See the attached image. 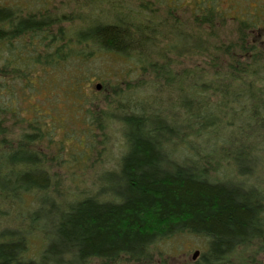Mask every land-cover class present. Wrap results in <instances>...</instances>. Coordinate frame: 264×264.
Returning <instances> with one entry per match:
<instances>
[{"label": "trees", "instance_id": "trees-1", "mask_svg": "<svg viewBox=\"0 0 264 264\" xmlns=\"http://www.w3.org/2000/svg\"><path fill=\"white\" fill-rule=\"evenodd\" d=\"M61 1L69 15L55 0H0V264H170L188 239L203 249L178 264H262L264 0ZM101 11L119 13L92 20ZM95 57L125 58L135 77L103 87L100 111L84 91ZM43 81L81 98L101 148L121 135L97 192H67L35 149L59 112L29 106Z\"/></svg>", "mask_w": 264, "mask_h": 264}, {"label": "rangeland", "instance_id": "rangeland-1", "mask_svg": "<svg viewBox=\"0 0 264 264\" xmlns=\"http://www.w3.org/2000/svg\"><path fill=\"white\" fill-rule=\"evenodd\" d=\"M122 6L125 7L122 11H125V9L130 5L124 1ZM71 9V4H65L61 0H55L54 6H51V11L56 12L61 16L66 15V13L69 15ZM99 9H101V6L94 2L91 8L88 11H85V16H89L91 19L96 16V13ZM118 13L119 12L116 13L114 11H101L98 19L92 20L98 21L103 18L113 19L116 18V16L118 17ZM122 16L126 17L128 15L122 14ZM62 25V28H68L73 24L62 23ZM56 26L60 27L61 25ZM231 27L232 25L228 23L226 32H234V29L231 30ZM262 40L264 41V39ZM263 41L259 42V44L262 46L264 45ZM164 44V42H160L158 44V48H162ZM146 46L147 44H144L143 48ZM217 54H214L213 57H215ZM187 59L189 58H176L177 64L174 66H176L178 69H185L190 66L195 67V63L202 61V59H199V56H194L193 62L191 63L184 62ZM154 60H158L160 62L164 61L160 60L158 57H156ZM124 61L125 58L122 57H109L105 59H98L95 57L92 61H89L86 64V70L88 68L91 78L94 75L99 74L98 79H94L93 83L84 88L86 95H88V101H94L98 104L95 106L97 107L98 111L102 109L103 104L105 103L104 101L109 100L105 99V96L108 93L104 91H108L110 93L112 92V87L116 86L118 83H120L119 86L121 88H125L124 82L130 81V79L131 81H134L135 77L134 75H130V72L128 73V71H130V67L126 65ZM180 61L183 62V65L179 64ZM204 68L207 69L205 65ZM206 72L208 71H205L202 73V75H206ZM211 73L212 72H208V75ZM50 80L54 84H57V82H55V78L50 77ZM137 81H141L143 84H145L148 83V78L139 77ZM107 84H110L111 88H109ZM96 86H99L98 90L96 89ZM103 87H105L104 91L102 90ZM60 93L63 94L62 91H60L58 85H54V88H52L50 84H45L43 81L39 87V92L35 93L37 101L30 99L28 102L29 106H38L41 110H45L42 107L53 109L52 104L55 103L54 111L57 112L58 109L59 112L57 113H61H55V115L52 117L54 120L53 125L55 126V132L53 131L51 136L53 140L52 144H47V142L43 139L35 147V149L45 155V158L47 159L45 165H48L47 168L50 169V174H52V176L58 181L66 184L68 190L67 192L74 191L76 187L81 190L85 189L88 191L97 192V186L101 183H105L106 181L107 177L104 175V173H116L118 170L119 160L124 153L121 135L113 130L115 133H113L112 136H109L108 140H106L104 144L105 147L101 148L99 144V132L92 128L88 121L82 122V112L79 110V107L81 106V98L71 96L68 97L66 101H64L59 95ZM88 109L93 112L92 108L88 107ZM25 117L27 119L29 115H25ZM27 130L28 128L24 127L22 132H27ZM33 241L34 246L32 247H34V250H36L39 247L40 242L36 239ZM184 241H186V243L184 247H182ZM184 241L178 244L177 248H181L180 251L174 247L176 254L179 257L181 256V259L175 258V255L171 254V257L174 258L171 259L168 257L170 264H178L177 262L179 259L187 260L189 257L193 256V252H195V250L200 251L203 249V243L201 240L188 239ZM190 249L192 251H190L189 255L186 256V253L184 252ZM261 263L264 264V258L261 260Z\"/></svg>", "mask_w": 264, "mask_h": 264}, {"label": "water", "instance_id": "water-1", "mask_svg": "<svg viewBox=\"0 0 264 264\" xmlns=\"http://www.w3.org/2000/svg\"><path fill=\"white\" fill-rule=\"evenodd\" d=\"M96 89L98 90L99 89V86H96ZM198 256V252H194L193 256H192V259L195 260Z\"/></svg>", "mask_w": 264, "mask_h": 264}]
</instances>
